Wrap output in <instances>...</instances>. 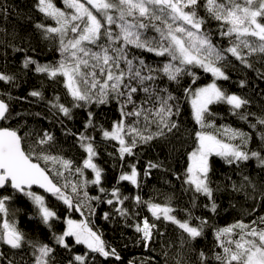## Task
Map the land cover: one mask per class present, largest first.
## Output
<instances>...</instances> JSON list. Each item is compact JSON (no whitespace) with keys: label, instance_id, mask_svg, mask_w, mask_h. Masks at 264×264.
Here are the masks:
<instances>
[{"label":"snow or ice","instance_id":"obj_1","mask_svg":"<svg viewBox=\"0 0 264 264\" xmlns=\"http://www.w3.org/2000/svg\"><path fill=\"white\" fill-rule=\"evenodd\" d=\"M60 3L62 7L55 0L33 3L35 11L43 17L33 27L42 39L55 44L60 59L40 63L29 54L36 51L30 46L14 47L13 51L23 53V70L62 83L70 103L62 102L60 95L48 99L42 89H33L27 96L0 92V264H98L99 258L104 262L121 261L117 248L90 227L87 218L79 221L70 215L61 218L44 195L31 190L34 185L61 202L69 213L83 216L87 209L89 215H94L98 204L109 205L112 211L105 212L103 218L123 219L137 234L136 242L145 249L165 235L157 223L164 222L180 230L181 248L192 245L211 229L218 250L214 249L211 256L200 251L199 264H264V215L248 222L237 220L213 227L208 218L193 214L201 198L208 212L219 211L216 193L220 186H214L211 158L218 157L234 171L256 160L257 167L264 171V115L249 110L251 100L246 96L230 93L218 83L231 79L229 66L238 64L259 72L253 57L264 62V0H60ZM8 15V8L0 5V16ZM217 36L220 41L214 39ZM222 41H226V46ZM145 53L156 59L148 62ZM198 70L210 73L212 81L196 86ZM185 78H190L186 87L182 84ZM258 78L264 81V72ZM16 82V75L0 70V83L16 87ZM247 84L246 79L238 81L241 89ZM181 91L182 95L178 94ZM13 101L45 103L63 135L74 138L75 145L85 153L84 159L77 164L57 151V136L49 128H28L26 121L21 124L24 114L14 112ZM182 101L190 105L199 130L195 132V146L186 153V167L182 173L173 171L172 175L181 182L183 193L189 195L190 207L178 210L171 197L164 204L145 201L139 191L133 196L125 195L121 191L122 182L139 190L142 176L150 177L154 169L168 171L163 160L150 159L141 174L139 150L144 146L163 150L165 145L159 142L176 136L181 128L178 118L182 115ZM112 104L118 118L106 128L97 122L93 108ZM220 104L228 106L230 115L246 121L255 135L225 125L219 126L222 134L208 131L215 127L211 117L216 113L212 106ZM75 110H84L86 114L81 130H73L65 123L75 120ZM27 114L46 119L39 112ZM13 120L17 126L10 123ZM97 132L101 142L112 146L108 155L120 165L111 189L103 186L105 169L96 162L100 152L95 135L90 133ZM256 138L260 145L254 149L250 143ZM88 170L91 179L87 177ZM243 181L239 185L233 182L232 190L241 192L247 186L255 190L249 175L243 176ZM89 185L95 186L99 195L90 196ZM17 194L31 202L34 218L48 231L50 241L30 238L18 226L14 217L20 210L10 211ZM261 197L264 203V192ZM129 200L137 206H146L153 219L136 220L139 212L133 214L126 206ZM178 211H183L185 218H178ZM61 220L64 227L58 232L56 224ZM129 220L135 222L127 223ZM75 246H83L85 250L78 253ZM58 249L70 253L66 262L63 257L58 259ZM176 264L185 261L177 259Z\"/></svg>","mask_w":264,"mask_h":264},{"label":"trees","instance_id":"obj_2","mask_svg":"<svg viewBox=\"0 0 264 264\" xmlns=\"http://www.w3.org/2000/svg\"><path fill=\"white\" fill-rule=\"evenodd\" d=\"M34 0H0V5H4L9 10L7 17L0 16V70L7 72L10 75H16L17 86L10 87L0 83V92L10 91L13 96H27V93L33 89H42L45 97L51 99L54 95H60L62 102L70 103V98L65 94L62 83H57L48 80L42 75L35 74L32 71L23 70L21 68V60L23 53H16L13 51L14 47H31L35 52H30L35 59L40 63H55L60 59L59 52L56 51V46L50 41L41 38L40 33L35 30L33 24L43 19L33 8ZM46 23H54L46 21ZM217 41L220 38L214 37ZM226 46V41H222ZM148 62H152L156 58L150 54H144ZM254 66L259 72L252 69H245L240 65L235 67L229 66L227 71L231 76L228 81H219L218 83L230 93H237L244 95L251 100L249 110L259 115H264V81H261L259 73L264 72V62L258 61L253 57ZM199 79L196 86H203L212 81L210 73H203L198 70ZM246 79L248 84L241 89L238 86V81ZM190 83V78H185L182 84L186 87ZM176 88L175 85H172ZM178 94L182 95V91ZM6 99V97H4ZM33 100V98H29ZM14 112H21L24 114L20 119V123L27 122L28 128H49L57 136L56 150L66 157L73 159L79 164L85 157V153L75 145L74 138L65 137L61 131L60 125L54 122L51 113L45 103H29L28 101H13ZM182 115L178 118L181 128L176 136H171L168 140L161 141L165 147L161 150L155 146H144L139 151L141 153L140 170L143 173L144 165L148 160H163L168 171L153 170L148 178L141 177V188L137 190L128 182L121 183V191L125 195L133 196L139 194L145 201L151 200L154 203L164 204L169 197L172 198V204L178 210L190 207L189 195L183 193L180 187V181L176 180L172 172L182 173L186 167V153L191 151L194 145L195 132L199 130L192 117L191 107L187 102L181 103ZM76 118L73 121H65L66 125L73 130H81L86 114L84 110H75ZM96 112L97 122L103 124L106 128L111 127L114 119L118 118L115 104L107 107L93 108ZM212 111L216 113L211 117L214 121L215 127L209 128L208 131L222 134L223 129L219 126H231L233 128H240L246 132L255 133L248 127L246 121L240 120L238 117L230 115L228 106L224 104L212 106ZM41 113L46 119H40L34 115L27 113ZM10 123L17 126L16 121ZM26 130V129H25ZM95 135L100 156L96 161L101 167L105 169L103 186L111 189L116 183V178L120 172V165L112 157L108 155L113 151L110 144L101 142L99 133H90ZM260 141L258 138L250 143V147L258 148ZM167 157V159H165ZM131 160V158H129ZM214 168V186L219 185L220 191L216 193L217 204L219 211L217 214L208 212L203 204L204 199L198 200L199 207L193 209V214L196 216H204L208 218L209 223L213 227H222L233 223L237 220H244L248 222L256 219L260 215H264V203H262L261 193L264 192V171L257 167V161L252 160L246 167L239 171H234L232 167L225 165L218 157L211 158ZM43 163V162H41ZM48 167H51L50 165ZM249 175L251 181L255 185V190L251 186H247L241 192L232 190V183L237 185L245 183L243 176ZM88 179L92 178L90 170L87 171ZM231 177V180L228 178ZM63 181H61L62 183ZM38 194L44 195L37 190H32ZM90 196L99 195L97 189L93 185L87 188ZM83 197V192H81ZM49 205L54 208L57 213L63 218L70 215L74 220H82L87 218L91 223L90 227L102 234V238L112 246L116 247L121 255V261L110 259L107 262L103 258H99L98 264H176L177 259H183L185 264H199L198 254L200 251H205L209 256L215 249L214 237L211 229L207 230L204 237L198 238L192 245L184 248L180 247V230L175 225L157 222L160 232L165 233L163 237H157L154 243L151 244L150 249H145L141 244L137 243V234L132 228L126 226L123 219L115 218L113 220H105L103 215L105 212H111L112 209L107 204H98L95 208V214L89 215L87 209L82 216L78 212L69 213L66 207L52 196H46ZM96 202H93L95 204ZM126 206L133 214L139 212L136 220H142L144 217L152 220L151 213L146 206L135 205L132 200L125 202ZM256 209L253 212V209ZM19 209L15 213L14 219L18 226L28 233L30 238H40L45 241H50V235L33 215V206L27 197L17 194L10 205V211ZM178 218H185L183 211L177 212ZM129 220L127 223H134ZM63 223L56 224L58 232L63 230ZM72 241L69 240V243ZM85 249L83 246H75V251L82 253ZM218 250V249H215ZM167 254V255H165ZM12 253L9 251V256ZM70 253L58 249V259L64 258L65 262Z\"/></svg>","mask_w":264,"mask_h":264},{"label":"water","instance_id":"obj_3","mask_svg":"<svg viewBox=\"0 0 264 264\" xmlns=\"http://www.w3.org/2000/svg\"><path fill=\"white\" fill-rule=\"evenodd\" d=\"M31 190H37V191L41 192L42 194H44V195H46V196H51L50 194L45 193L43 189L39 188V187L36 186V185H34V186L32 187Z\"/></svg>","mask_w":264,"mask_h":264},{"label":"rangeland","instance_id":"obj_4","mask_svg":"<svg viewBox=\"0 0 264 264\" xmlns=\"http://www.w3.org/2000/svg\"><path fill=\"white\" fill-rule=\"evenodd\" d=\"M55 2L57 3V6L62 7V4L60 3V0H55ZM91 172V171H90ZM92 174V173H91Z\"/></svg>","mask_w":264,"mask_h":264}]
</instances>
